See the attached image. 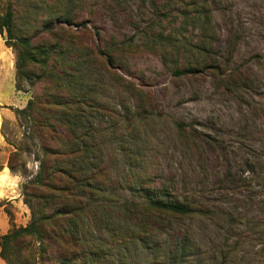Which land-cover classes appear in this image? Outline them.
<instances>
[{"label":"rangeland","instance_id":"rangeland-1","mask_svg":"<svg viewBox=\"0 0 264 264\" xmlns=\"http://www.w3.org/2000/svg\"><path fill=\"white\" fill-rule=\"evenodd\" d=\"M166 1L11 0L20 14L17 26L33 34L35 42L55 43L72 35L94 51L119 50L115 67L105 69L94 54L81 67L83 87L100 109L93 113V126L103 150L105 191L115 200L102 206L141 202L137 189L149 185L196 204L204 214L210 211L191 220L165 221L146 235H124L121 222L108 218V211L93 215V260L264 264V0H208L219 69L193 78L174 77L161 57L142 50V30ZM6 2L0 0V8ZM64 11L76 23H54L53 32L43 29L50 14ZM16 56L0 34V130L7 152L18 150L16 162L25 164L12 172L24 177L19 190L0 197V236L31 218L23 194L37 173L27 165L37 161L38 148L17 110L48 84L24 83L17 91ZM231 74L246 82L244 91L224 88L222 79ZM179 124L191 125L195 137L181 136ZM12 197L19 200H7ZM182 240L187 246L178 258L172 250ZM0 264L6 263L0 259Z\"/></svg>","mask_w":264,"mask_h":264},{"label":"trees","instance_id":"trees-1","mask_svg":"<svg viewBox=\"0 0 264 264\" xmlns=\"http://www.w3.org/2000/svg\"><path fill=\"white\" fill-rule=\"evenodd\" d=\"M14 7L7 0L0 8V34L17 55L15 88L23 91L24 83L30 87L41 81L48 84L24 109L17 110L28 125L27 137L37 142L35 156L40 166L24 185L30 221L0 236V259L6 264H99L93 260V215L105 211L108 218L121 222L124 235H146L165 221L207 216L210 211L204 214L196 204L169 197L165 190L149 185L137 189L141 202L102 206L101 202L115 200L105 191L103 150L93 126V113L100 109L83 87L81 67L93 54L105 62V69L115 67L119 50L94 51L72 35L55 43L35 42L33 34L17 26L20 14ZM50 15L43 27L48 32H53L54 23H76L70 11ZM212 21L208 0H167L162 9L156 7L153 20L142 30V50L161 57L176 78H193L208 69H219L216 55L213 57L216 36ZM189 30L192 36H188ZM222 81L228 91L247 88L244 80L232 74ZM177 127L181 136L195 137L191 125ZM20 157L18 150L10 154L11 172L19 165L24 167L16 162ZM186 246L182 240L173 255L182 257Z\"/></svg>","mask_w":264,"mask_h":264},{"label":"clouds","instance_id":"clouds-1","mask_svg":"<svg viewBox=\"0 0 264 264\" xmlns=\"http://www.w3.org/2000/svg\"><path fill=\"white\" fill-rule=\"evenodd\" d=\"M39 166V161H35L34 164L30 161L27 165L30 170L34 168L36 172L39 171ZM24 182V177L21 174H13L10 169L0 172V197L13 189L19 190L20 185Z\"/></svg>","mask_w":264,"mask_h":264},{"label":"crops","instance_id":"crops-1","mask_svg":"<svg viewBox=\"0 0 264 264\" xmlns=\"http://www.w3.org/2000/svg\"><path fill=\"white\" fill-rule=\"evenodd\" d=\"M15 85V82H14ZM7 140L5 139L4 135L2 134L1 130H0V160L3 159L4 157H6L7 155V162L6 163H1L0 164V172L4 171L5 169H9L8 168V160H9V156L12 152H7ZM15 191V189H13ZM16 192V191H15ZM7 193H10V191H8ZM8 201H11L13 203H16L17 200H19V198L16 197H12V198H7ZM1 201V200H0Z\"/></svg>","mask_w":264,"mask_h":264}]
</instances>
